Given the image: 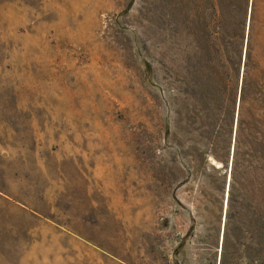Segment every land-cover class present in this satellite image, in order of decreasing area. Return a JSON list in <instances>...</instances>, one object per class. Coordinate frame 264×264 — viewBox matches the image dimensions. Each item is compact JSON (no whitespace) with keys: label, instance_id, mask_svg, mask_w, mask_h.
Returning a JSON list of instances; mask_svg holds the SVG:
<instances>
[{"label":"rangeland","instance_id":"rangeland-1","mask_svg":"<svg viewBox=\"0 0 264 264\" xmlns=\"http://www.w3.org/2000/svg\"><path fill=\"white\" fill-rule=\"evenodd\" d=\"M0 264H264V0H0Z\"/></svg>","mask_w":264,"mask_h":264},{"label":"bare ground","instance_id":"bare-ground-1","mask_svg":"<svg viewBox=\"0 0 264 264\" xmlns=\"http://www.w3.org/2000/svg\"><path fill=\"white\" fill-rule=\"evenodd\" d=\"M232 157V156H231ZM214 162H215V160H214ZM215 165H216V167L217 168H220L221 167V165L219 164V163H214ZM227 196V195H226ZM224 201H225V198H224ZM228 203H227V199H226V205H227Z\"/></svg>","mask_w":264,"mask_h":264}]
</instances>
